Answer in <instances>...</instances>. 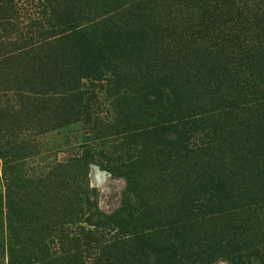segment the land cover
Listing matches in <instances>:
<instances>
[{
	"label": "rangeland",
	"instance_id": "obj_1",
	"mask_svg": "<svg viewBox=\"0 0 264 264\" xmlns=\"http://www.w3.org/2000/svg\"><path fill=\"white\" fill-rule=\"evenodd\" d=\"M262 83L264 0H0V264H264Z\"/></svg>",
	"mask_w": 264,
	"mask_h": 264
},
{
	"label": "trees",
	"instance_id": "obj_2",
	"mask_svg": "<svg viewBox=\"0 0 264 264\" xmlns=\"http://www.w3.org/2000/svg\"><path fill=\"white\" fill-rule=\"evenodd\" d=\"M182 77H176L175 79V91H176V98H175V105H177L178 107H181L182 105H184L183 107H181V110H178L177 108V113L179 111L185 112L187 109V111H191L193 112L192 115H189V121L187 122V124L185 125H189L191 130V136L196 140V143L202 142L203 139L206 137V133L208 132L209 128L207 126H204L205 124H207V122L209 121V119H207L206 117H204L203 115L205 114V112H200L198 110V107L195 105H192V101L191 100H186L185 99V95H188L190 90L187 88V85L183 84L182 82ZM261 89H262V93L264 94V84L262 83L261 85ZM195 111H199V113H195ZM201 145H203V143H201ZM217 184L216 188L218 190V193L220 194H225V196L227 195V191L230 190L231 188V181L227 180V178H223L220 177L215 181Z\"/></svg>",
	"mask_w": 264,
	"mask_h": 264
}]
</instances>
